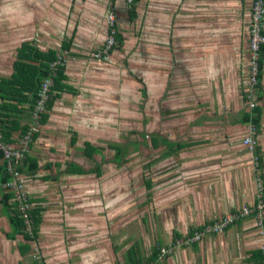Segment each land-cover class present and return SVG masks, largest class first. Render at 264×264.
I'll return each mask as SVG.
<instances>
[{
	"label": "crops",
	"instance_id": "crops-1",
	"mask_svg": "<svg viewBox=\"0 0 264 264\" xmlns=\"http://www.w3.org/2000/svg\"><path fill=\"white\" fill-rule=\"evenodd\" d=\"M171 3L175 6L174 21H177L172 22V34L183 28L190 36L182 42L168 40L166 56L155 60L159 64L156 68L146 58L145 84L144 81L142 85L139 83V95L143 97L141 90L144 89V101L147 99L149 104L156 105V118L152 117V123L148 114V123L153 126L147 124L146 131L148 136L149 133L157 135L158 139L157 148H153L152 138L145 144V168L142 167L145 174L142 168L131 167L132 162L118 167L109 161L112 156L104 155V160L99 154L93 155V159L83 155L84 143L100 148L105 138L110 139L112 131L116 132L119 126L128 127V122L118 117L119 102L131 101L128 94L134 79L127 68L124 79L120 80L118 75L122 73L116 68L108 69L105 63L87 65L76 62L75 57L67 58L64 83L75 93L65 91L54 102L26 155L36 162L37 169L33 174L23 171L30 207L41 210L38 229L41 241L37 243L42 247L38 246L46 264H125V253L135 244L125 250L123 262L117 263L120 248L117 242L123 234V226L144 223L143 211L147 213L145 223L154 226L151 232L155 246L161 240L171 241L175 235L185 238L192 229L255 203L254 167L246 162V152L241 145L243 136H231L228 122L231 101L240 107L249 101L239 92L240 78L246 81L248 75L244 56L248 34H244L245 42L239 41L234 36L236 29L230 24L220 25L221 21L214 19V16L239 13L245 18L247 29L252 0H172ZM169 6L163 10H172ZM39 7L50 8V4L39 0H0V79L11 78L17 50L23 43L40 52H56L74 29L69 52L98 48L102 43L105 22L95 21L96 14L83 15L69 31L68 26L55 27L52 8ZM126 15L130 20L128 12ZM180 19L182 22H178ZM219 31L230 32L226 42L217 39ZM202 33H206L204 40L194 35ZM122 43L115 45L113 51L121 53ZM112 52L114 58L115 52ZM132 61L128 60L131 62L128 67L136 75L143 72ZM242 61L246 65L240 67ZM259 86L258 101L256 88L249 92L256 97V105L262 111L260 146L264 143V59ZM23 95L30 94L24 92ZM10 105L14 107L12 112L2 111L6 117L0 118V135L2 138L10 132L6 146L17 148L31 127L32 112L27 104L17 105L12 101ZM242 110L240 108L239 113ZM236 121L232 122L234 128L235 124L240 125ZM71 132L76 133L74 146L69 145ZM115 137L117 139V132ZM116 139L109 143L117 145ZM262 158L264 165L263 155ZM2 160L0 158V169L4 165ZM70 163L94 171L67 173ZM27 166L28 162L23 165L24 170ZM3 175L0 171V183ZM5 198L6 205L13 208V196L0 184V264H6V260L10 264L12 261L22 264L29 253L21 255L18 250V246L25 243L21 235L16 234L13 240L7 238L12 230L11 215L3 206ZM52 208H59L60 212L48 213ZM55 218H59V225L50 222ZM255 223L254 218L249 217L220 235H208L194 245L180 247L172 255L170 264H261L264 236L254 227Z\"/></svg>",
	"mask_w": 264,
	"mask_h": 264
},
{
	"label": "rangeland",
	"instance_id": "rangeland-1",
	"mask_svg": "<svg viewBox=\"0 0 264 264\" xmlns=\"http://www.w3.org/2000/svg\"><path fill=\"white\" fill-rule=\"evenodd\" d=\"M43 4L46 2H49L50 8H45V7H39L44 9H51L52 8V13H53V20L55 27H59L60 29H63L64 27L69 28V31H71L72 27L75 26V23L80 21V19L83 17V15L86 14H96L95 21H101L105 22V32L102 34L103 41L99 45L98 48H91V49H74L68 53L69 55V60L77 59L76 62H86L87 65L89 63L94 64V63H105L106 65L109 66L108 69L111 68H116L117 71L122 73L121 75H118V79L123 80L124 74H125V68H127V73L133 77V85H132V90L129 91L128 98L130 103H127L123 100L122 102H119L118 104V117L120 120L123 122L127 121L128 127H123L119 126L118 129L116 130L117 132V139L115 137L114 131L111 132V137L110 139L105 138L103 140V146L100 148L103 151V155H105L106 158L109 156V161L113 162V156H114V150L109 147V145H112L109 143V141H115L116 139V144L117 145H122L125 148V161L124 162H132L131 167L134 169H141L142 167L145 168V144L147 145L150 142L151 137H153V134L148 133L146 131L147 124L149 126H153V124L148 123V114H150V122L152 123V117L156 118V105L154 103H148L147 99L144 101L143 97L139 95V81H144L145 84V62L146 58H149L150 61L154 64V67L156 68L159 64H156V61H160L161 59L165 58V48L167 46V41L171 40L176 41V42H182L186 41L189 39L190 34L185 32L183 28H179V32L176 34H172V22H177L174 21V16H173V9L175 6L172 5V0H166V3L164 0H140L139 3L136 5V19L135 21H130L127 18V12L129 10L128 5L126 3V0H39ZM179 2V0H177ZM52 3V4H51ZM170 3V4H168ZM175 4V3H174ZM166 5H170L169 8H172V10H163ZM171 12L169 16H165L166 13ZM113 13V14H112ZM41 14V13H40ZM112 14V15H111ZM68 16V20L65 22L64 19ZM250 15V13H249ZM112 16L114 22L113 24L116 25L117 31L122 35L123 37V43H122V52L120 53L119 51L116 52V50L113 51V48L111 49L112 53L115 52V57L112 58L111 53H105L102 55V59H96L91 57V54L94 53L96 50H98L103 44L106 42L107 38L109 37V28L111 26V21H109V17ZM212 16V14H211ZM199 17V16H198ZM231 18V20H228ZM214 19H218L221 22L219 23L220 25L227 26L230 24V27L233 29L237 30V33L234 34L235 37L239 41L245 42V37L244 34H248V30L246 29L247 23L245 21V18L241 16L239 13L233 14H225V15H219V16H214ZM178 22H182L180 19ZM190 31V28L188 29ZM219 31L217 34H219V37H217L220 42H226L228 38L226 36L230 35V32H226L224 34L220 33ZM171 35V36H170ZM197 36V39L201 36V39H205L206 33L202 34H194ZM222 35L224 37H222ZM247 36V35H246ZM174 37V38H172ZM234 38V37H233ZM215 39V38H214ZM235 41V38L233 39ZM248 42V40H247ZM222 44V43H221ZM115 46V40H114V45ZM55 50V49H54ZM59 51L58 49L56 52ZM161 53L164 54V57L161 56ZM160 56V58H159ZM247 59V66H248V58H249V48L246 50V55H244ZM126 58V60L124 59ZM96 59V60H95ZM131 59L132 64L134 66H137L141 68L143 72L140 74H135L131 68L128 67V64L131 62H128V60ZM72 60V61H73ZM75 62V61H74ZM246 65V62L243 63L241 62L240 67H243ZM89 68V67H88ZM115 70V69H114ZM134 74V75H132ZM245 72L247 73V68L245 69ZM157 74V71H155ZM243 76V75H242ZM230 80V79H229ZM236 88V87H234ZM248 82L240 78L239 80V92L240 94H243L245 97L248 95ZM157 90V88H156ZM231 96V95H230ZM233 100L236 98V94L234 93L233 95ZM232 100V97L231 99ZM131 104V105H130ZM249 108L248 106V101L243 103V106L240 107L237 103L234 105L233 101L230 103V118L228 119V122L231 126V136L236 135L239 138L245 134L246 127L240 126L238 124L234 125L232 124L233 120H237L236 115L238 114L240 117L239 109L242 108L243 110L246 107ZM149 112V113H148ZM155 113V114H154ZM235 115V116H232ZM234 117V119L232 118ZM236 123H238L236 121ZM144 134V136H142ZM104 138V137H103ZM260 148H261V153L263 152V157H264V143H260ZM241 145L245 149V159L246 162H249L253 167V155L250 151L249 148H247L243 142H241ZM242 149V147L240 146ZM105 157H103L104 160ZM123 163L121 162L118 167H121ZM92 166V165H91ZM262 168L261 173L264 172ZM143 173L145 174L143 169ZM255 173V172H254ZM257 173V172H256ZM259 178V173L255 174V194L257 196L258 194V189H257V182L256 178ZM260 179V178H259ZM264 181V178H261V185L262 182ZM51 211V212H50ZM48 213L52 212H60L59 208H52L50 209ZM143 217H144V223H134L129 226H123V234L120 236V239L118 240L117 244H120L119 248V254L117 259L115 260L117 263L123 262L124 258V253L125 250L131 245L135 247L137 253L141 257H146L149 255L151 248L154 245V236L151 230H154L153 224L150 225L148 223H145V217L147 215L146 211L141 212ZM134 216H137L134 214ZM134 219H138L135 217ZM59 218H55L50 220L53 224L56 223V225H59L60 223L58 222ZM258 224L255 223L256 227ZM234 225H231L232 227ZM130 227V228H129ZM156 228V226H155ZM258 232L260 233L261 230L259 227ZM39 229V227H38ZM60 230V229H59ZM127 232V235L125 233ZM40 234V231H39ZM170 239V237H169ZM39 240V238H38ZM41 241V239L39 240ZM166 241L161 240L160 247H165L169 242L165 243ZM39 243V242H38ZM38 243H33L32 244V250L29 253V256L25 257L22 261V264L25 262H32V261H39V259L43 260L44 258L41 255V246L38 245ZM41 248H39V247ZM179 248L175 249L174 252L178 251ZM172 253V255L174 254ZM126 254V253H125ZM172 255H168L166 259L164 260L163 258H159L158 262L159 264H170L172 260ZM169 261V263H168ZM6 264H10V262H5ZM12 264H15L12 261Z\"/></svg>",
	"mask_w": 264,
	"mask_h": 264
},
{
	"label": "trees",
	"instance_id": "trees-1",
	"mask_svg": "<svg viewBox=\"0 0 264 264\" xmlns=\"http://www.w3.org/2000/svg\"><path fill=\"white\" fill-rule=\"evenodd\" d=\"M140 0H131V3L128 4V13L130 16V20L134 21L136 18V5L139 3ZM110 30H115L116 33L114 34V40H115V45H121L123 41V37L117 33L116 26H112L109 28V33ZM76 30L74 29L72 32V35L70 38H66L62 43L60 50L66 51L69 53V50L71 48L74 35H75ZM116 47V46H115ZM111 53V51H110ZM16 61L13 63V74L10 79H0V100L2 103L0 104V118L4 120L6 116L2 114V111L6 112H12L14 110V107L10 105V103L15 101L17 105H22V104H27L28 108L31 110L30 112H33L36 103H37V94L38 91L41 87V84L43 81L49 76V66L50 63L53 62L56 58V52L53 50H48L47 52H40L37 50L35 47H32L28 43H23L20 48L17 50V56H16ZM263 59H264V49H261L260 52V57L258 61V73H257V83H256V93L258 92V98L257 101L261 97V91H260V78H261V70H262V64H263ZM67 80V77L65 75V65L59 66L55 72L54 75L52 76V86L49 90L48 93V99L45 101V110L43 113L40 114L39 119L37 120L38 124L40 126L44 125L48 119L49 112L52 110V107L54 105V102L60 97L61 93L63 92H69L74 94L75 91L66 85L64 82ZM139 83L142 85L143 83L139 81ZM143 97H145V92L144 89L141 90ZM28 92L30 95L28 97L24 96L23 93ZM11 100V101H8ZM261 108L259 106H254L253 108H248L246 107L244 110L241 111L240 117L238 115L237 117V122L240 125H244L246 127L245 134L242 137L241 142L245 139H249L253 145H252V150L251 153L253 155V158H255V166L254 167V172L256 173V169L259 171V180L264 177V173H261L262 168L264 167L263 165V158H262V153H261V148L259 146L258 142V135L260 133V120H261ZM8 123V122H6ZM251 130V131H250ZM250 131V133H249ZM1 134V132H0ZM37 132L32 136V139L36 137ZM144 136V134H142ZM4 137V138H3ZM9 138H10V132L7 131V134L3 135L1 138V141L4 145H7L9 143ZM152 138V146L153 148H157V135L151 137ZM77 142L76 138V133L71 132V137H70V146H74ZM84 148H83V155L86 156L89 159H93V155L99 154L102 156L101 158L103 159V151L99 147H93L89 143H84ZM111 149L114 150V158L113 162L116 163L117 165H120L121 162L124 164L125 162V148L122 145H109ZM0 158H3L2 152L0 151ZM3 161V168L0 169L3 175L2 183L1 185L4 184L7 181V176L5 174V162ZM28 162L29 166H27V169L24 171L27 174H33L35 172V169H37L36 162L34 160H30L26 157L25 163ZM23 163V165L25 164ZM98 163L95 165L96 168H98ZM66 172L67 173H79V174H85V173H92V171H86L82 169L81 167L75 165V164H68L67 165ZM95 168V169H96ZM256 168V169H255ZM98 174V173H97ZM258 178V177H257ZM5 197V196H4ZM7 198V197H6ZM6 198L5 202H3L4 209L9 212L11 215L10 217V225H11V233L7 235V238L10 240H13L16 236V234H19L22 236L23 241L25 242L24 244H21L18 246V250L21 253V255H25L27 253H30L32 250L31 244L37 243L38 242V227L41 223V210L40 208H31L30 209V215L32 218V225L30 231L26 232L25 231V226L19 218V215L16 210L15 204L13 205L14 207L11 208V206L6 205ZM260 199L262 200L264 204V183L262 182V190L260 191ZM257 200L258 197L256 196L255 203L250 206H245L247 208H252L257 205ZM31 202L29 201V204ZM32 205V204H31ZM243 208V207H242ZM255 208V207H254ZM241 209V208H240ZM238 209V210H240ZM238 210L231 211L230 213H233L237 215V218L229 224L224 232L231 226L235 225L237 222L253 217L255 222H260L261 225H257V227L260 228V230H264V210H262V215L260 219H257V212L258 210H252L251 213L248 215L241 216L238 213ZM229 213V212H228ZM227 214V213H226ZM223 218V217H222ZM222 218L212 221L204 226L198 227L196 229H192L185 238H181L179 235H175L172 237V240L169 242L170 244H176L179 240L181 241H186L188 240L191 236L194 235V233L197 232H202L207 226H211L212 224L216 223L217 221H220ZM223 232V233H224ZM222 234V233H221ZM213 235H220V234H213ZM197 243V242H194ZM194 243H190L191 245H194ZM185 245H181L180 247H183ZM160 244L157 242L155 246H153L150 250V253L147 257L142 258L139 256L137 253L136 249L134 246H131L127 251V259L125 261V264H159L158 259L160 257ZM261 252V251H260ZM173 251H171L169 254H166L163 256V259L165 260L168 255H172ZM261 259L262 262L264 260V255L261 252ZM39 261H32L31 264H44L42 259H39ZM264 264V263H261Z\"/></svg>",
	"mask_w": 264,
	"mask_h": 264
},
{
	"label": "built area",
	"instance_id": "built-area-1",
	"mask_svg": "<svg viewBox=\"0 0 264 264\" xmlns=\"http://www.w3.org/2000/svg\"><path fill=\"white\" fill-rule=\"evenodd\" d=\"M127 5L131 3V0H126ZM112 15V14H111ZM109 21H111V26H115L113 24L114 20L112 16L109 17ZM248 48H249V58H248V75L246 82H248V106L249 108H253L256 106V97L254 95H250L249 91L254 90L256 88L257 83V73H258V61L260 57L261 49H264V0H252L251 8H250V18L248 23ZM115 30H110L109 37L106 42L101 46L98 50L91 54V57L101 60L102 55L106 52L110 53L111 49L114 45V34ZM69 57L68 52L60 50L56 52V58L50 63L49 66V76L43 81L41 87L38 91L37 97L38 101L36 106L31 113L33 122L31 127L25 132L22 136L19 147L10 148L4 145L1 141L0 135V151L3 154V159L5 162V174L7 176V181L2 184V188L7 190L13 196V203L16 206L17 213L19 218H21L25 231L29 232L32 225V218L30 215V204L28 202L27 192L25 190V175L22 171L23 163L26 159V155L29 151V145L32 142V136L37 132L39 124L37 120L41 113L45 110V101L48 99V93L52 86V76L54 75L55 70L59 66H63L67 62V58ZM95 59V60H96ZM251 131V130H250ZM249 131V133H250ZM243 144L252 150L253 143L247 138L243 140ZM253 164L255 166V158L253 159ZM256 167V166H255ZM256 169V168H255ZM259 173L258 169L255 170ZM261 180L259 178L256 179L257 189H258V200L257 205L252 208L243 207L238 210L237 214L241 216L248 215L252 212V210H258L257 219L259 220L262 215V210H264V204L260 199V191L262 190ZM237 215L233 213H227L223 216L220 221L212 224L211 226H207L202 232L194 233L188 240L181 241L179 240L175 245L168 243L165 247L160 249V257L163 258L164 255L169 254L171 251L174 252L175 249L180 248V246L192 244L194 242H199L201 239L205 238L208 235L213 234H221L224 232L225 228L231 224ZM258 226L261 225L260 222H257ZM261 236H264V230L260 232ZM262 253L264 255V246L261 248ZM159 260V259H158ZM264 263V260H263Z\"/></svg>",
	"mask_w": 264,
	"mask_h": 264
},
{
	"label": "clouds",
	"instance_id": "clouds-1",
	"mask_svg": "<svg viewBox=\"0 0 264 264\" xmlns=\"http://www.w3.org/2000/svg\"><path fill=\"white\" fill-rule=\"evenodd\" d=\"M3 155V154H2ZM4 160V159H3ZM22 169H23V166H22Z\"/></svg>",
	"mask_w": 264,
	"mask_h": 264
}]
</instances>
